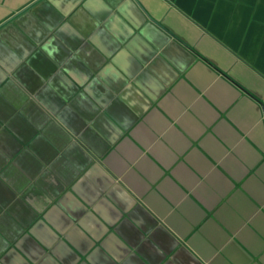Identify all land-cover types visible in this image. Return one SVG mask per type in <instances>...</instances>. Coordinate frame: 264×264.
<instances>
[{"label": "crops", "instance_id": "1", "mask_svg": "<svg viewBox=\"0 0 264 264\" xmlns=\"http://www.w3.org/2000/svg\"><path fill=\"white\" fill-rule=\"evenodd\" d=\"M46 2L0 0V45ZM54 3L0 82V264H264V0ZM43 86L82 136L37 127Z\"/></svg>", "mask_w": 264, "mask_h": 264}, {"label": "clouds", "instance_id": "2", "mask_svg": "<svg viewBox=\"0 0 264 264\" xmlns=\"http://www.w3.org/2000/svg\"><path fill=\"white\" fill-rule=\"evenodd\" d=\"M41 8L46 10L47 15L43 20V27L37 30L30 31V35L33 37V42L35 44V50L31 44L27 41H24L21 44L16 45L15 49L8 48L6 45H0V82L8 80L9 76L13 73H16V70L20 68L22 64H25L27 61L29 67L30 58H36L37 53L40 55L50 57V49L52 48L53 37L56 35V30L67 21V16H64L60 8L57 7L54 0H47L46 3L41 5ZM171 42V41H169ZM174 56L179 58L182 61V57L179 55L178 51L174 50ZM18 77H13L11 81L15 82ZM51 79V78H50ZM52 91L51 87L43 86L38 90L40 99H38V107L42 111L46 123L44 125H37L38 128L44 129V127L49 125L59 126L60 129H67L68 132H71L73 135L82 136L84 129L77 133L74 129L68 127V120L71 115V111L65 108H60L59 105L55 102L54 96L49 98V93ZM52 117H55V120L50 124L49 121ZM139 122V119L136 121ZM134 125L129 126V128ZM109 150H111L109 148ZM106 154V153H105ZM4 155L6 160H9L6 154ZM12 168L13 171H18L20 169V163L17 161L15 164L9 165L8 163H3V171ZM2 171V172H3ZM141 220V223L145 224V219L143 216H138ZM151 230V229H150ZM176 246V241L170 239L167 249L162 247L159 243L152 244L149 246L148 255L151 258L152 262L160 261L162 257L166 255L172 248ZM174 264H180L179 261H174ZM189 264H191V258H189Z\"/></svg>", "mask_w": 264, "mask_h": 264}]
</instances>
